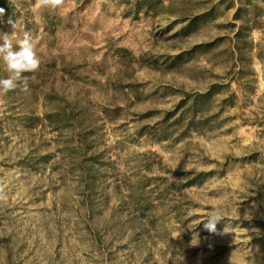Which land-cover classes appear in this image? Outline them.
I'll return each instance as SVG.
<instances>
[{
    "label": "rangeland",
    "instance_id": "374dc122",
    "mask_svg": "<svg viewBox=\"0 0 264 264\" xmlns=\"http://www.w3.org/2000/svg\"><path fill=\"white\" fill-rule=\"evenodd\" d=\"M4 2L46 73L0 95V264H264V0Z\"/></svg>",
    "mask_w": 264,
    "mask_h": 264
},
{
    "label": "clouds",
    "instance_id": "9594fccd",
    "mask_svg": "<svg viewBox=\"0 0 264 264\" xmlns=\"http://www.w3.org/2000/svg\"><path fill=\"white\" fill-rule=\"evenodd\" d=\"M38 4L44 8L53 10L63 6L64 0H37ZM3 9H0V13ZM8 24L11 31L0 32V60L6 65L8 76L0 78V95H5L9 91L20 87L22 91H27V82L24 73L35 72L40 67V58L35 51V44L30 33L25 32L23 38L18 42V50L13 47V40L10 38L15 35L16 22L9 19ZM224 220L222 210L212 209L207 219L203 220L204 228L213 234H228V226L225 225L222 232H218L217 225ZM250 264H259L255 257Z\"/></svg>",
    "mask_w": 264,
    "mask_h": 264
},
{
    "label": "trees",
    "instance_id": "16d2710c",
    "mask_svg": "<svg viewBox=\"0 0 264 264\" xmlns=\"http://www.w3.org/2000/svg\"><path fill=\"white\" fill-rule=\"evenodd\" d=\"M0 9H3V11L5 9H9V6H7V4L4 2V0L0 1ZM3 12L0 13V17L2 16ZM1 29H4V27H1ZM117 53H120L126 63L130 62L129 57H130V52L126 49H118ZM64 58H62L60 61H63ZM62 66L64 67V62L62 64ZM61 66V67H62ZM125 66V71H127ZM123 67V64H122ZM63 70H66V68L64 67ZM70 71V70H69ZM46 73V69H42L41 67H39V69L35 72V77L36 79H41ZM121 70H119L118 72H116L115 74V78L112 80V82L110 83H116L119 85V83L121 82V76H120ZM117 80V81H116ZM34 83V82H33ZM216 86H213L207 93H200L197 96L194 97V100L191 104H187V102L183 101L182 105L180 106V108L182 109L181 115H185L186 113L189 114L191 113V117L188 118V122H187V127L186 129H190L192 127H196L194 129L198 130V120L196 118V115H198L199 113H201V110L203 109L204 105L207 103V101L210 99L211 95L213 93H215L217 91V88H215ZM57 116L54 113H50L47 114L48 119L50 120V123L52 121H54V117Z\"/></svg>",
    "mask_w": 264,
    "mask_h": 264
}]
</instances>
